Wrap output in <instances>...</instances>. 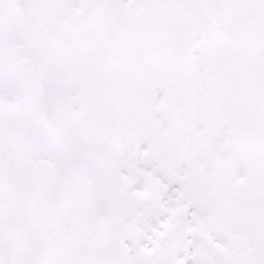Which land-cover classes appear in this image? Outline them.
Listing matches in <instances>:
<instances>
[{"label": "snow or ice", "instance_id": "obj_1", "mask_svg": "<svg viewBox=\"0 0 264 264\" xmlns=\"http://www.w3.org/2000/svg\"><path fill=\"white\" fill-rule=\"evenodd\" d=\"M0 264H264V0H0Z\"/></svg>", "mask_w": 264, "mask_h": 264}]
</instances>
